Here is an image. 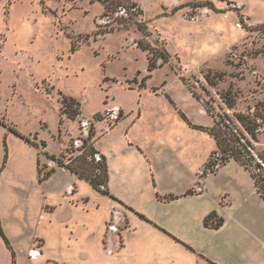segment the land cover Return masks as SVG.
Returning a JSON list of instances; mask_svg holds the SVG:
<instances>
[{"label": "rangeland", "instance_id": "374dc122", "mask_svg": "<svg viewBox=\"0 0 264 264\" xmlns=\"http://www.w3.org/2000/svg\"><path fill=\"white\" fill-rule=\"evenodd\" d=\"M64 99L75 121L61 114ZM115 109L125 110L117 123L105 116ZM238 114L264 121V0H0V223L11 247L0 236V264H264V203L250 173L229 160L203 174L216 150L208 130L231 119L243 131ZM86 120L94 148L129 167L123 180L108 169L125 202L71 172L40 181L39 169L59 168L46 154L78 157ZM191 186L203 192L147 215L131 207L154 187ZM214 211L218 231L204 227Z\"/></svg>", "mask_w": 264, "mask_h": 264}, {"label": "trees", "instance_id": "16d2710c", "mask_svg": "<svg viewBox=\"0 0 264 264\" xmlns=\"http://www.w3.org/2000/svg\"><path fill=\"white\" fill-rule=\"evenodd\" d=\"M132 9H135L136 5H131ZM204 7H208L209 5H203ZM210 9H214L213 5H210ZM142 31H146L144 23H139L137 25ZM139 48L146 50L150 48L149 45L145 43V40H142L137 45ZM161 56L165 61L169 58L167 55L162 54ZM150 68H154V64L150 65ZM206 82L210 86H214L215 83L211 80L208 75L205 76ZM145 87L144 84L141 85V88ZM193 95L197 98V96L193 93ZM227 105L229 108H233V104L231 101L227 99ZM209 115L211 114L210 109H207ZM61 114H66L69 119L76 120L77 115H80L76 108H74L73 103H69L66 99L63 100V108L61 109ZM179 114L185 119L183 113L179 112ZM121 119L123 118L121 113ZM214 117V116H213ZM96 122H102L103 118L98 115L95 118ZM236 119L238 123L243 128V131H240L234 127L233 121L230 119L227 121H223L222 119L217 121L216 119V127L208 130L210 137L214 140L216 144V150L212 153L209 158L207 164L205 165V169L203 174H214L216 173L222 166L226 165L229 160H234L236 163L240 164L245 171L249 172L251 178L254 182V186L256 188L257 194L264 201V157H256L253 155V148L251 145L252 141L257 140V135L259 130L263 124L258 123L255 119L245 116L242 114L236 115ZM62 121V119H61ZM118 122V121H117ZM116 122V123H117ZM1 125V121H0ZM5 126V125H3ZM195 128V127H194ZM9 131L12 132L18 138H21L26 143L35 146L37 149L45 148L46 145L44 142H41V147L37 143L32 142L31 140L22 136L15 128L9 127ZM96 154H100L93 146V142H91V137L84 142V146L80 150V154L75 159H70L68 164H65L63 161V157L57 158L56 156L46 154L48 159L54 161L59 168H64L72 174L78 176L80 179H85L93 190L102 194L103 196H111L108 190V165L105 157L102 156V161L100 163H95L94 156ZM216 155L221 156V165L219 169L215 168V163L213 161ZM40 181L44 182L50 179L55 173L56 170L52 169L46 173L42 172L43 169H39ZM199 195L195 190L189 191L186 195L183 196H194ZM182 196V197H183ZM181 197L169 196L166 198L167 201H175L180 199ZM142 220H146V218L142 215H139ZM225 220L218 215L216 211L210 213L204 219V227L210 230H220L224 226ZM0 236L4 240L6 246L11 250L10 243L6 236L3 233L0 223ZM173 237L172 235H170ZM175 238V237H173ZM176 239V238H175ZM176 241H179L176 239Z\"/></svg>", "mask_w": 264, "mask_h": 264}, {"label": "crops", "instance_id": "0c3cea01", "mask_svg": "<svg viewBox=\"0 0 264 264\" xmlns=\"http://www.w3.org/2000/svg\"><path fill=\"white\" fill-rule=\"evenodd\" d=\"M121 112H122V116H123V114H124V116H123V118H125V110L124 109H122L121 110ZM122 118V119H123ZM137 147V149H140V152L142 153V155L144 156V155H146V152L144 151V150H142L139 146H136ZM98 152L103 156V157H105L106 158V160H107V165H108V169H109V179H110V181H111V178H115V179H120V180H123L124 178H126V177H128L129 176V171H128V166H127V164L126 163H119V165H117V166H114V168H113V166H111V160H110V158H108L106 155V153L105 152H103V151H101L100 149L98 150ZM63 154V153H62ZM62 154H60V155H56L58 158H60V156L62 155ZM146 158V157H145ZM50 161V160H49ZM49 161H47V165L49 166H51V164H50V162ZM52 162H54V161H52ZM55 163V162H54ZM50 170H52V169H50ZM58 170H61V171H66V172H69V171H67L66 169H64V168H57L56 169V172L58 171ZM254 183V182H253ZM120 185H122V184H124L123 182H121V183H119ZM109 187V191H110V193L112 194V195H114V196H116L118 199H120V200H122L123 202H125L126 200L124 199V197H126V196H124V195H126V193H124L123 191H121V194H119L118 193V190L115 188V190H113V188H112V186H111V182H110V185L108 186ZM254 188H255V186H254ZM151 189H149V195L148 196H146L145 197V200H143L142 201V203H139V204H137V206H135V205H130L133 209H135L136 211H140V212H142L143 214H146L147 215V212L148 211H150L151 209H149V207L151 206V205H153V206H160V205H163V204H175V203H177V202H179V201H181V200H184V199H190L191 197H193V196H183V195H186V193L187 192H189V191H192V190H194L193 189V186H191V187H189L187 190H185V191H183V192H181L180 194H170L171 192H165L164 194H162V193H160L161 191H160V189H159V187L158 188H152V190L150 191ZM139 191V190H138ZM255 192H256V188H255ZM256 195H257V197L259 198V200L261 201V202H263L264 203V201L260 198V196L257 194V192H256ZM169 196H175V197H181L180 199H178V200H175V201H167L166 200V198L167 197H169ZM183 196V197H182ZM195 196V195H194ZM209 215V214H208ZM207 215V216H208ZM220 217H222L220 214H218ZM206 216V217H207ZM205 217V218H206ZM223 218V217H222ZM224 219V218H223ZM224 225H225V223H224ZM240 225L241 226H243V228H240V230L239 231H242V230H246V229H244V225H243V223H240ZM152 229H154L151 225H149ZM164 227V229L169 233V234H171L173 237H175V236H178L179 238H181V239H183V237L182 236H180L177 232H175V230L174 229H169V228H167V226H165V225H162V228ZM224 227V226H223ZM222 227V228H223ZM216 231H218V230H216ZM165 235V234H164ZM162 239H164V241L166 242V243H173V245H175L176 243H174L173 242V240L171 239V238H169L167 235H165V236H160ZM184 240V239H183ZM33 251V250H32ZM251 264H253V263H251Z\"/></svg>", "mask_w": 264, "mask_h": 264}, {"label": "built area", "instance_id": "2783aa9c", "mask_svg": "<svg viewBox=\"0 0 264 264\" xmlns=\"http://www.w3.org/2000/svg\"><path fill=\"white\" fill-rule=\"evenodd\" d=\"M121 111L118 110V109H115V110H112V111H109L105 116L108 118V119H111L113 121H115V123L117 121H119L121 119ZM91 126L90 124V121L86 120V121H81V128H82V132H83V137L85 138L84 141L82 140H79V141H76L75 142V147H83L84 146V142L86 140H88L90 138V132H89V127ZM79 142H81L82 145H79ZM94 161L95 163H100L102 161V156L100 154H96L94 156ZM214 163H215V168L216 169H219L220 168V165H221V156L220 155H216L213 159ZM204 172V171H203ZM197 193H202L203 192V189L201 188V186H198V188L195 190ZM30 256L32 258H37L39 256V253L36 252V251H31L30 252Z\"/></svg>", "mask_w": 264, "mask_h": 264}]
</instances>
